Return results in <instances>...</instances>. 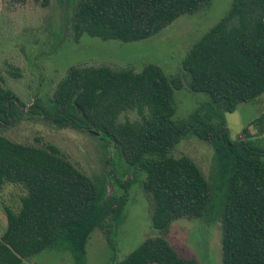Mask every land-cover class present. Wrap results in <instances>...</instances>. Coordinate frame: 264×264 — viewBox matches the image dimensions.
I'll list each match as a JSON object with an SVG mask.
<instances>
[{
	"label": "trees",
	"instance_id": "1",
	"mask_svg": "<svg viewBox=\"0 0 264 264\" xmlns=\"http://www.w3.org/2000/svg\"><path fill=\"white\" fill-rule=\"evenodd\" d=\"M24 2L25 0H14ZM212 0H77L66 25L76 40L89 35L123 42L146 40ZM46 6L49 0H43ZM179 75L156 63L134 67L72 66L52 103L30 110L0 75V130L41 117L58 127L100 134L135 171L146 174L152 222L160 235L142 242L112 264H199L181 256L165 237L177 219L221 221L223 264H264V148L248 137L233 138L226 113L264 93V0H234L229 11L190 48ZM19 75V74H17ZM188 88L210 99L176 119V91ZM136 111L138 120L122 121ZM95 131V132H92ZM188 135L212 145L210 177L189 156L172 151ZM105 163L113 166V160ZM136 173H134L135 175ZM114 170L89 176L55 145L15 142L0 133V189H26L21 207L6 208L0 264H23L45 250H68L74 264H87L97 229L113 252V233L125 222L129 188L136 177L115 178L124 189L109 192Z\"/></svg>",
	"mask_w": 264,
	"mask_h": 264
},
{
	"label": "rangeland",
	"instance_id": "2",
	"mask_svg": "<svg viewBox=\"0 0 264 264\" xmlns=\"http://www.w3.org/2000/svg\"><path fill=\"white\" fill-rule=\"evenodd\" d=\"M234 0H212L210 6L195 14H185L160 33L141 41L103 40L89 35L76 40L66 25L77 0H0V75L3 85L16 92L29 111L36 101L50 105L56 89L72 66H132L142 70L156 63L169 76L179 75L182 61L193 44L229 11ZM19 74V75H17ZM176 119L187 117L209 95L188 88L176 91ZM233 138L248 137L264 148V93L257 99L241 103L236 111L226 113ZM122 121L138 120L136 111L124 112ZM0 133L11 140L45 148L57 146L76 167L89 176L114 170L109 192L121 195L124 189L115 178L136 177L129 188L125 222L114 230L117 250L113 252L106 234L97 228L90 236L87 264H112L125 259L142 242L160 235L152 222V199L144 189L146 174L135 171L115 150L104 145L100 134L92 135L72 127H58L41 117L26 118L8 125ZM176 157L187 155L210 177L214 149L195 135H188L172 151ZM113 160V166L105 163ZM134 173H136L134 175ZM26 189L6 183L0 189V234L7 226L6 208L17 211ZM178 253L194 258L199 264H223L221 221L207 223L201 219L181 218L173 222L165 236ZM23 264H74L68 250H45L25 259ZM158 264V263H151Z\"/></svg>",
	"mask_w": 264,
	"mask_h": 264
},
{
	"label": "water",
	"instance_id": "3",
	"mask_svg": "<svg viewBox=\"0 0 264 264\" xmlns=\"http://www.w3.org/2000/svg\"><path fill=\"white\" fill-rule=\"evenodd\" d=\"M92 132H95V131H92ZM96 133V132H95ZM97 134H99V133H97Z\"/></svg>",
	"mask_w": 264,
	"mask_h": 264
}]
</instances>
